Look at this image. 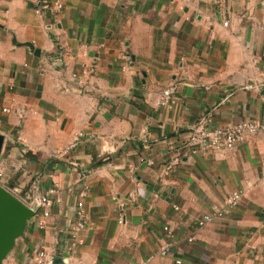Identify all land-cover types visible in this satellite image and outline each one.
I'll list each match as a JSON object with an SVG mask.
<instances>
[{
	"label": "crops",
	"instance_id": "1",
	"mask_svg": "<svg viewBox=\"0 0 264 264\" xmlns=\"http://www.w3.org/2000/svg\"><path fill=\"white\" fill-rule=\"evenodd\" d=\"M53 1L0 0V185L60 200L3 264H264V136L180 152L195 124L264 122V0Z\"/></svg>",
	"mask_w": 264,
	"mask_h": 264
},
{
	"label": "built area",
	"instance_id": "2",
	"mask_svg": "<svg viewBox=\"0 0 264 264\" xmlns=\"http://www.w3.org/2000/svg\"><path fill=\"white\" fill-rule=\"evenodd\" d=\"M53 9L58 12L61 10L62 5L58 1L52 2ZM39 12L38 10L36 11ZM226 26V23L224 24ZM264 33V30H263ZM86 70H82V74H86ZM177 92V87L175 85H170L162 91L160 102L158 105L165 106L172 100L173 96ZM246 133L254 134L259 133L264 136V122H256L251 120H242L227 128H211L204 123L195 124L190 128L187 133L184 143L181 145V153H192L197 152L208 153V152H223L232 150L236 143L245 135ZM79 140V137H75L74 142L69 146L73 147L76 145L75 142ZM177 154L176 157L167 165L166 171H169L172 167L178 165L181 157V153ZM148 165L152 166L153 161H148ZM3 179L2 173H0V184ZM1 186V185H0ZM4 188V187H3ZM6 189V188H5ZM7 190V189H6ZM19 201L27 205L29 208L33 209L37 213V209L41 210L39 216L38 226L44 227V220L49 218L50 209L55 205L59 204L60 200L55 199L54 201L46 194L42 197H32L30 195L20 198L17 196L16 191L10 192ZM240 193H232L226 201L225 208L221 211H216L210 213L198 219V225L203 227L212 224L217 219L225 216L229 213L230 209L234 208L240 201ZM122 205L120 206V208ZM77 223L75 224V230L82 229L86 226L85 215L82 211V203L77 204L76 209ZM120 217V222H121ZM50 257L44 249H40L35 260V264H50Z\"/></svg>",
	"mask_w": 264,
	"mask_h": 264
},
{
	"label": "water",
	"instance_id": "3",
	"mask_svg": "<svg viewBox=\"0 0 264 264\" xmlns=\"http://www.w3.org/2000/svg\"><path fill=\"white\" fill-rule=\"evenodd\" d=\"M30 50L32 45L26 43ZM35 55L38 51L35 50ZM4 137L0 134V151ZM33 209L19 201L9 191L0 186V264L13 250L16 241L24 235L28 222L35 217ZM52 264H62L61 259H53Z\"/></svg>",
	"mask_w": 264,
	"mask_h": 264
}]
</instances>
